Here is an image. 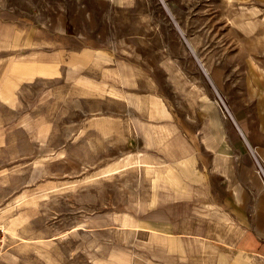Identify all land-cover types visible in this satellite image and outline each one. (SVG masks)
I'll return each instance as SVG.
<instances>
[{"label": "rangeland", "instance_id": "obj_1", "mask_svg": "<svg viewBox=\"0 0 264 264\" xmlns=\"http://www.w3.org/2000/svg\"><path fill=\"white\" fill-rule=\"evenodd\" d=\"M262 111L264 0H0V264L213 262L162 168Z\"/></svg>", "mask_w": 264, "mask_h": 264}, {"label": "crops", "instance_id": "obj_2", "mask_svg": "<svg viewBox=\"0 0 264 264\" xmlns=\"http://www.w3.org/2000/svg\"><path fill=\"white\" fill-rule=\"evenodd\" d=\"M34 45L39 47L38 42ZM262 112L263 119L256 125L258 135L244 134L241 129L240 135L227 129L214 134L216 124L209 122V134L185 136L188 146L177 151L174 163L167 161L164 166L161 152L154 154L159 159L156 164L165 170L160 178L161 205L178 208L177 219L161 217L158 222L183 224L176 233L196 237L208 247L210 254L198 253L215 258L208 264H264Z\"/></svg>", "mask_w": 264, "mask_h": 264}, {"label": "built area", "instance_id": "obj_3", "mask_svg": "<svg viewBox=\"0 0 264 264\" xmlns=\"http://www.w3.org/2000/svg\"><path fill=\"white\" fill-rule=\"evenodd\" d=\"M2 250H3V243L2 240L0 239V255L2 254Z\"/></svg>", "mask_w": 264, "mask_h": 264}, {"label": "bare ground", "instance_id": "obj_4", "mask_svg": "<svg viewBox=\"0 0 264 264\" xmlns=\"http://www.w3.org/2000/svg\"><path fill=\"white\" fill-rule=\"evenodd\" d=\"M142 163V162H141ZM152 170V169H151Z\"/></svg>", "mask_w": 264, "mask_h": 264}]
</instances>
